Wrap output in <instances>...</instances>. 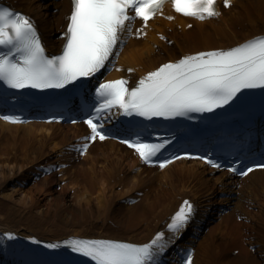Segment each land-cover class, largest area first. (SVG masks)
<instances>
[{
    "label": "bare ground",
    "instance_id": "1",
    "mask_svg": "<svg viewBox=\"0 0 264 264\" xmlns=\"http://www.w3.org/2000/svg\"><path fill=\"white\" fill-rule=\"evenodd\" d=\"M0 6L29 16L47 52L62 46L70 0H0ZM225 7L217 19L174 14L155 18L139 32L130 25L114 55L117 67L107 77L139 83L165 61L230 48L264 33V0H232ZM87 133L82 125L0 120V264H46V247L34 240L144 244L164 232L167 249L173 241L170 219L187 198L199 207L198 224L215 206L230 208L208 230L193 231V264H264V174L235 188L226 173L198 162L157 171L113 141L94 143L80 156L73 146Z\"/></svg>",
    "mask_w": 264,
    "mask_h": 264
},
{
    "label": "snow or ice",
    "instance_id": "2",
    "mask_svg": "<svg viewBox=\"0 0 264 264\" xmlns=\"http://www.w3.org/2000/svg\"><path fill=\"white\" fill-rule=\"evenodd\" d=\"M165 0H72L66 37L60 55L46 54L40 33L33 20L11 7H0V80L22 89L62 88L66 84L90 77L102 69L121 41L130 21L142 18L144 25L163 8ZM177 12L205 19L217 17V0H172ZM232 0H224L231 6ZM132 13V14H130ZM143 34V33H140ZM132 71V69H129ZM126 79L105 81L97 89L100 103L96 115L86 123L91 134L87 141L106 139L100 120L117 106L127 114L144 117L187 115L190 111H213L232 101L242 89L264 87V36L256 37L227 50H213L186 55L179 61L164 63L139 80L138 86L127 87ZM5 120L21 122L19 117ZM123 143L135 149L148 164L161 167L169 160H155L168 141L153 144L135 140ZM88 144L82 145L86 152ZM201 159H207L201 157ZM214 167L222 165L207 159ZM264 168V164L255 165ZM253 169L248 168V172ZM231 171L237 169L233 167ZM247 175V172H242ZM193 207L185 201L168 228L179 233L186 227ZM11 235V234H9ZM165 233L159 232L144 244L116 240L73 239L66 241L73 251L96 261V264H156V257L167 246ZM50 248L58 244L48 245ZM185 264H192L188 254Z\"/></svg>",
    "mask_w": 264,
    "mask_h": 264
}]
</instances>
